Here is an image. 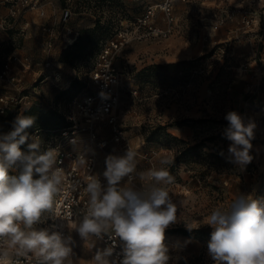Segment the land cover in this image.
I'll return each mask as SVG.
<instances>
[{
  "label": "rangeland",
  "instance_id": "obj_1",
  "mask_svg": "<svg viewBox=\"0 0 264 264\" xmlns=\"http://www.w3.org/2000/svg\"><path fill=\"white\" fill-rule=\"evenodd\" d=\"M155 1L45 0L46 17L28 11L24 20L7 31L8 37L0 44V66L13 51L31 57L35 66L21 86L39 100L38 109L53 108L58 114L46 126L38 115L47 113L34 110L35 122L26 129L29 140L23 152H28L33 138L41 140L42 149L55 137L74 100L91 90L89 75L100 48L120 29L133 31L135 17L145 4ZM65 7L71 10L66 22L62 20ZM243 12H253L255 22L244 25ZM172 15L177 24L169 36L134 39L119 51L115 63L122 80L117 125L137 153V173L148 170L149 161L141 156L152 153L153 168H164L174 178L166 185L178 208L177 222L165 231L168 264H215L207 250L210 212L227 208L240 193L264 203V0H176ZM220 20L223 23L213 30ZM25 21L29 25L23 30ZM152 22L163 27L164 15L156 12ZM44 26L61 35L56 32L57 39L47 37ZM63 37L68 45L75 42L65 62L58 51ZM47 41L54 43L50 52L45 50ZM47 58L61 63L62 83H33L34 71ZM67 80H72L70 85ZM230 111L256 124L253 159L243 168L232 162L228 152L232 142L224 136L225 116ZM102 133L107 144L95 149L99 173L106 169L107 156L124 155L109 128ZM163 159L170 163L162 164ZM134 183L140 188L155 181L137 175ZM70 235L78 264H94L96 252L105 249L94 237L84 241L74 230Z\"/></svg>",
  "mask_w": 264,
  "mask_h": 264
},
{
  "label": "clouds",
  "instance_id": "obj_2",
  "mask_svg": "<svg viewBox=\"0 0 264 264\" xmlns=\"http://www.w3.org/2000/svg\"><path fill=\"white\" fill-rule=\"evenodd\" d=\"M225 119L228 127L224 136L232 142L228 152L232 162L243 168L253 159L250 151L256 124L245 122L236 111L228 112ZM34 122L35 117L21 113L12 131L0 133V240L18 256L32 253L37 264H78L70 234L36 227L44 213L53 210L66 178L64 170L55 167L58 149L41 151V140L33 138L28 152L21 150L29 140L26 129ZM136 158L130 146L123 156H107L103 172L106 183L98 175L87 177L86 211L75 220L71 213L55 214L84 241L105 235L112 239V246L96 252L94 264H117L108 259L117 238L123 242L119 264H168L170 260L165 231L177 222L178 208L166 185L174 178L164 168L137 173ZM161 163L170 161L163 159ZM10 171L16 174L10 175ZM137 175L155 183L137 188ZM207 225L212 228L208 255L215 264H264V203L240 193L227 208H214ZM7 256V251L0 254V264Z\"/></svg>",
  "mask_w": 264,
  "mask_h": 264
},
{
  "label": "built area",
  "instance_id": "obj_3",
  "mask_svg": "<svg viewBox=\"0 0 264 264\" xmlns=\"http://www.w3.org/2000/svg\"><path fill=\"white\" fill-rule=\"evenodd\" d=\"M176 0H156L153 4H145L141 13L135 17V29L128 31L120 29L100 48L93 67L90 71L89 82L91 90L82 93L76 98L71 109L65 114L68 126L63 128L48 142L42 149H58L57 164L55 167L64 170L66 182L62 185V191L55 198L53 210L46 212L42 217V223L36 225L37 228H47L62 232L65 236L69 235L67 222L57 218L56 213L66 216L72 214V220L86 211L88 196L84 189L89 175H98L102 183H106L103 172H97V153L95 149L106 147L107 141L102 137L105 127H108L111 133V139L115 143H121L124 148V154L130 146L124 140L123 132L117 125L116 107L119 97V89L122 80L116 66V58L119 51L131 40L141 39L145 36H160L165 38L170 35L177 24L176 18L172 15V9ZM186 2L188 0H180ZM45 0H0V7L5 8V13L0 14V34L8 35L7 31L14 28L22 20L28 11H34L39 17L47 16L44 9ZM156 12L164 15L165 24L158 27L153 24L152 18ZM71 15L68 7L63 8L62 20L66 22ZM227 14V17H231ZM241 22L249 26L255 22L253 12H243ZM224 20L216 21L212 29L216 30ZM29 23L25 21L22 25L24 30ZM140 28L143 32H140ZM44 32L47 37L57 39L52 28L44 26ZM61 35V32H57ZM67 38L63 37L58 45L60 52L67 44ZM4 38L0 36V44ZM53 41H47L45 50L50 52L53 49ZM35 66L33 59L28 55L19 52H11L0 66V114L14 112L17 115L30 106L37 104L38 99L34 97L31 90L22 88L23 78L27 72H30ZM60 62H52L48 58L41 63V68L34 71L36 78L33 83L43 81L63 82V77L59 71ZM71 80H67V85ZM35 89V88H33ZM136 94V90L133 91ZM80 143V144H79ZM142 159L149 161V169L153 168L152 153H144ZM75 186V190H73ZM70 223V221H69ZM95 238V237H94ZM96 239V238H95ZM104 247L112 246L113 241L107 235L103 239H98ZM123 242L118 238L115 241L112 260L122 259ZM7 251L8 256L2 264H37V258L29 253L27 256L16 255L15 249H9L3 240H0V254Z\"/></svg>",
  "mask_w": 264,
  "mask_h": 264
},
{
  "label": "trees",
  "instance_id": "obj_4",
  "mask_svg": "<svg viewBox=\"0 0 264 264\" xmlns=\"http://www.w3.org/2000/svg\"><path fill=\"white\" fill-rule=\"evenodd\" d=\"M72 45H66V47H64L60 51V53L61 52L63 53L62 61L65 62L67 60L65 57H67L69 55V49H70L69 47H71ZM71 82H72V80L70 81V83ZM70 83H69V85H70ZM37 107H38L37 104H34V105L30 106L29 108L25 109L22 114L25 115V116H33L34 110L38 109ZM38 110L39 111H44L45 113H47L46 116L38 115L39 119H41V117L44 118L46 126L51 125L52 121L54 119H56V117L58 116L57 110L53 109V108L44 109V110L39 108ZM15 118H16V114L14 112H12V111L6 112L5 114H0V133H8V132L12 131L13 130V122H14ZM62 120H63V125L61 126V128L58 129L57 134H58V132L60 130H62L63 128L68 126V123H67V121L65 119V114H64ZM24 149H25V145H22L21 146V150L23 151ZM42 149H41V151H42ZM10 175H14V174L12 172H10ZM181 231H182L183 234H187L188 233L185 230H181Z\"/></svg>",
  "mask_w": 264,
  "mask_h": 264
},
{
  "label": "crops",
  "instance_id": "obj_5",
  "mask_svg": "<svg viewBox=\"0 0 264 264\" xmlns=\"http://www.w3.org/2000/svg\"><path fill=\"white\" fill-rule=\"evenodd\" d=\"M4 13H5V8L0 7V14H4ZM0 36L3 37L4 39H6L8 37V35H6L4 33L0 34ZM69 234H70V232H69Z\"/></svg>",
  "mask_w": 264,
  "mask_h": 264
},
{
  "label": "bare ground",
  "instance_id": "obj_6",
  "mask_svg": "<svg viewBox=\"0 0 264 264\" xmlns=\"http://www.w3.org/2000/svg\"><path fill=\"white\" fill-rule=\"evenodd\" d=\"M80 144V143H79Z\"/></svg>",
  "mask_w": 264,
  "mask_h": 264
}]
</instances>
